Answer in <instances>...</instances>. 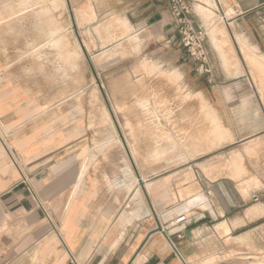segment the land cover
<instances>
[{
    "label": "crops",
    "instance_id": "0c3cea01",
    "mask_svg": "<svg viewBox=\"0 0 264 264\" xmlns=\"http://www.w3.org/2000/svg\"><path fill=\"white\" fill-rule=\"evenodd\" d=\"M65 1L69 10L73 5L72 30L63 11H48L61 0H0V132L19 156L17 169L0 142V264H228L204 252L207 230L229 237L254 228L264 218V203L247 206L218 164L185 157L179 168L143 174L131 172L121 156L112 162L109 144H81L75 41L81 48L82 39L75 6L90 5L89 21L113 18L128 43L139 38V59L181 75L179 82H159L169 86L152 99L159 107L175 98L172 86L183 84L191 102L186 113L201 105L219 142L232 135L217 150H252L264 141V0H187L208 34L204 75L194 72L165 0ZM87 30L96 45L92 27ZM51 40L61 44L51 48ZM52 49L70 57L72 77L65 79L64 61L55 51L49 55ZM234 163L240 175V161ZM242 194L254 191L243 188ZM226 196L238 198L243 217H232L235 206ZM257 205L260 214L249 219L246 212ZM181 216L184 222L172 225Z\"/></svg>",
    "mask_w": 264,
    "mask_h": 264
},
{
    "label": "rangeland",
    "instance_id": "374dc122",
    "mask_svg": "<svg viewBox=\"0 0 264 264\" xmlns=\"http://www.w3.org/2000/svg\"><path fill=\"white\" fill-rule=\"evenodd\" d=\"M61 1L59 6L49 4L48 11H63L65 23L72 30L69 13L73 5H70L69 10L66 1ZM75 9L81 16L82 47L78 48L75 41V57L79 54L80 59L81 144L108 143V151L113 153L112 162L117 163L121 156L131 172L134 168L150 175L160 170L169 171L181 167L180 162H184L185 157L193 159V163L209 160V164H218L220 172L226 173L234 181L235 190L241 195L242 201L247 202V206L264 203V141L263 144L252 145V150L244 145L217 150L220 144H230L232 135L219 142L220 135L214 132L216 124L212 123L210 116H202L200 103L199 107L193 104L186 113V105L191 102H187L190 99L185 95L188 92L183 84L172 86L175 87V98L171 102H162L159 107L158 101L152 100L158 98L157 94L164 96L169 89L168 85L159 82H163L165 77L179 82V73L164 72L159 65L139 59L136 45L139 38L134 35L128 43L124 29L113 18L102 16L89 21V18H94V14L86 13L90 5L81 4L75 6ZM201 11L210 13L205 9ZM87 27H92L96 34V45ZM125 30L130 31L127 27ZM68 40L65 37L63 42L65 51ZM54 51L58 55L56 57L64 61L62 69L65 79L72 77V70L67 68L66 63L70 57L68 59L66 55H60L55 49L49 50V55L55 54ZM260 71L263 74L264 71ZM144 78L150 82L147 83ZM154 109L161 114H156ZM207 125L208 132H201ZM239 135L244 137L248 134ZM175 159L177 163H169ZM238 160L243 169L240 175L231 168ZM243 188L254 191V197L244 196ZM231 200L235 206L232 217H243L245 208H236L235 201H239L238 198L225 197L226 203ZM260 208V205L254 206L246 215L252 219L253 212L254 216L260 214ZM256 222L254 228H241L229 237L216 230L218 237H215L213 228H209L204 252L228 264L264 262V218Z\"/></svg>",
    "mask_w": 264,
    "mask_h": 264
},
{
    "label": "built area",
    "instance_id": "2783aa9c",
    "mask_svg": "<svg viewBox=\"0 0 264 264\" xmlns=\"http://www.w3.org/2000/svg\"><path fill=\"white\" fill-rule=\"evenodd\" d=\"M165 1L167 2V9L174 21L179 43L194 64V72L197 75L208 73V54L206 50L208 34L206 29L200 24L198 16L193 12L187 0ZM5 138L6 136L0 132L1 144L5 146L12 164L19 169V156L14 150L7 148L4 141ZM22 181L28 185V182H26L23 176ZM184 220L185 216H181L172 222V225L177 226L181 222H184Z\"/></svg>",
    "mask_w": 264,
    "mask_h": 264
},
{
    "label": "bare ground",
    "instance_id": "6f19581e",
    "mask_svg": "<svg viewBox=\"0 0 264 264\" xmlns=\"http://www.w3.org/2000/svg\"><path fill=\"white\" fill-rule=\"evenodd\" d=\"M55 0H53L51 3H53ZM35 3V2H34ZM123 23H125L126 24V21L124 22V21H122ZM56 39V38H55ZM57 46H59V41H50V43H49V47H51V48H56ZM178 79V78H177ZM106 144H108V143H106ZM105 146V145H104ZM99 147V146H98ZM103 147V146H102ZM259 206V205H258ZM251 211V210H250ZM259 211V210H258ZM251 264V263H250ZM255 264H264V262H259V261H256L255 262Z\"/></svg>",
    "mask_w": 264,
    "mask_h": 264
}]
</instances>
